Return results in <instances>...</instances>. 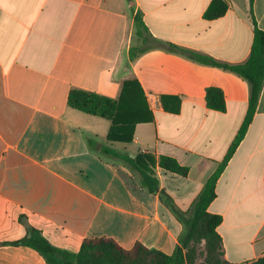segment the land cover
Segmentation results:
<instances>
[{
  "label": "crops",
  "instance_id": "1",
  "mask_svg": "<svg viewBox=\"0 0 264 264\" xmlns=\"http://www.w3.org/2000/svg\"><path fill=\"white\" fill-rule=\"evenodd\" d=\"M212 0H0V264H47L34 249L8 245L26 224L55 247L79 252L87 238L137 243L186 261L194 204L227 155L248 111L249 85L237 75L151 49L150 36L216 60L244 63L254 25L249 0H227L224 16L205 17ZM264 31V0H254ZM137 79L155 120L131 143L110 142L111 122L71 108L82 89L117 99ZM222 89L226 111L207 107L208 87ZM162 96L180 99L168 112ZM168 107H175L170 102ZM169 156L187 176L156 167L150 191L125 158ZM208 212L222 217L223 259L249 264L264 256V85L239 147L220 174ZM203 243H199L201 246ZM190 258V259H189ZM198 259L194 260L197 264Z\"/></svg>",
  "mask_w": 264,
  "mask_h": 264
},
{
  "label": "trees",
  "instance_id": "2",
  "mask_svg": "<svg viewBox=\"0 0 264 264\" xmlns=\"http://www.w3.org/2000/svg\"><path fill=\"white\" fill-rule=\"evenodd\" d=\"M250 15L254 25V37L248 59L241 64H231L172 43H164L153 39L140 17L136 18L137 35L147 46L144 49L131 48L130 60L137 61L143 53L151 49H161L185 57L195 63L219 68L242 78L249 85L248 111L244 121L232 142L229 151L220 163L217 171L209 178L201 194L195 201L194 214L190 223V232L184 247L189 242L205 240L206 260L203 264H232L223 259L222 238L217 232L222 217L208 212L210 203L216 198V185L220 174L244 139L253 120L260 95L264 85V31L257 26L253 13L254 0H249ZM229 9L227 0H212L206 10L205 17L214 20L225 15ZM163 105L168 112L177 114L181 101L177 97L162 96ZM205 101L207 107L219 111H226V100L222 89L211 86L206 90ZM174 102L175 107H168ZM71 108L85 114L100 117L111 122L107 135L110 142L131 143L135 136V129L139 124L151 123L155 120L145 91L137 79L126 80L117 99H113L96 92L82 89H72L68 95ZM140 173L142 184L150 191H155L159 181L155 175L156 167L170 173L187 176L189 169L181 166L176 159L160 156L157 160L152 154H139L135 159L125 158ZM27 236L8 245L23 246L36 250L47 264H193L186 261L183 250L179 247L173 254H166L161 250L148 248L137 243L132 249L121 247L114 239L107 237L87 238L83 241L79 252H70L51 244L42 233L26 224ZM190 259V258H189ZM249 264H264V256Z\"/></svg>",
  "mask_w": 264,
  "mask_h": 264
},
{
  "label": "rangeland",
  "instance_id": "3",
  "mask_svg": "<svg viewBox=\"0 0 264 264\" xmlns=\"http://www.w3.org/2000/svg\"><path fill=\"white\" fill-rule=\"evenodd\" d=\"M199 243H203L201 246H198ZM193 247L191 250H189V252L191 251V253L195 254V258L192 260H196L197 264H203L206 260V242L205 240H201V241H197V242H193ZM193 264H195V262H193Z\"/></svg>",
  "mask_w": 264,
  "mask_h": 264
}]
</instances>
